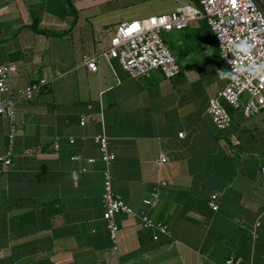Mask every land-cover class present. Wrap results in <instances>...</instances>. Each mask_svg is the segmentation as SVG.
I'll return each instance as SVG.
<instances>
[{
	"label": "crops",
	"instance_id": "1",
	"mask_svg": "<svg viewBox=\"0 0 264 264\" xmlns=\"http://www.w3.org/2000/svg\"><path fill=\"white\" fill-rule=\"evenodd\" d=\"M185 4L196 1L94 22L90 0H0V66L16 69L8 90L46 83L16 105L12 132L0 116V158L10 160H0V264H264V109L246 118L220 99L230 124L213 125L208 100L231 75L208 26L175 32L173 78L135 79L100 56L119 23ZM194 51L202 67L183 69ZM96 135L114 155L108 166ZM105 169L133 211L114 217L116 249L102 218Z\"/></svg>",
	"mask_w": 264,
	"mask_h": 264
},
{
	"label": "built area",
	"instance_id": "2",
	"mask_svg": "<svg viewBox=\"0 0 264 264\" xmlns=\"http://www.w3.org/2000/svg\"><path fill=\"white\" fill-rule=\"evenodd\" d=\"M195 1L196 5L185 4L168 14L119 23L110 38L109 48L100 56L117 59L122 69L135 79L148 77L152 71H159L166 78H173L180 69L160 33L179 31L193 22L205 21L215 38L218 57L231 75L223 90L208 100L206 108L213 125L218 130H224L229 126L230 116L221 105L220 99L234 109H241L246 118L264 109V19L251 0ZM97 59V55L86 58L84 64L90 71H96ZM15 73L14 65L0 66V116L10 120L11 132L14 130L16 105L31 100L46 84L41 80L23 90L9 91L6 81ZM94 142L98 146L102 162L108 166L114 155L108 150L107 138L96 135ZM8 155L0 158L4 166L10 163ZM93 161L87 160L88 163ZM167 161L165 154L160 153L156 164L162 166ZM261 171L264 173V167ZM102 175V218L113 249H116L118 227L114 217L119 213L132 214L133 211L119 197L113 195L107 169L103 170ZM209 205L213 210L216 209L212 201ZM142 221L144 227L165 232L164 226L154 224L147 217H143ZM229 263L230 261H226L224 264Z\"/></svg>",
	"mask_w": 264,
	"mask_h": 264
},
{
	"label": "rangeland",
	"instance_id": "3",
	"mask_svg": "<svg viewBox=\"0 0 264 264\" xmlns=\"http://www.w3.org/2000/svg\"><path fill=\"white\" fill-rule=\"evenodd\" d=\"M185 3L188 0H183ZM90 2L94 5L95 9V17L94 22H98L100 20H113L114 19H124L127 15L131 13H139L147 17L149 15H156L160 13H166L174 9L176 6V0H90ZM184 4V3H181ZM177 5H180L179 3ZM149 6H151L152 12H148ZM126 19V18H125ZM133 19V18H129ZM126 19V20H129ZM108 20V21H109ZM96 24V23H94ZM176 31L170 32H161L160 36L164 43L169 47L172 44L177 43L176 40ZM173 55H177V52L174 48H169ZM205 62V56L199 51H194L189 58L185 61L183 65V69H191L197 71V68L202 67V64ZM203 76L200 74H196L195 79L200 82ZM206 79L205 77H203ZM210 91V90H209Z\"/></svg>",
	"mask_w": 264,
	"mask_h": 264
},
{
	"label": "water",
	"instance_id": "4",
	"mask_svg": "<svg viewBox=\"0 0 264 264\" xmlns=\"http://www.w3.org/2000/svg\"><path fill=\"white\" fill-rule=\"evenodd\" d=\"M251 2L255 6V8L259 12V14L262 16V18L264 19V9H263L261 3L259 2V0H251Z\"/></svg>",
	"mask_w": 264,
	"mask_h": 264
},
{
	"label": "trees",
	"instance_id": "5",
	"mask_svg": "<svg viewBox=\"0 0 264 264\" xmlns=\"http://www.w3.org/2000/svg\"><path fill=\"white\" fill-rule=\"evenodd\" d=\"M203 23H204V25H206L204 21H203ZM206 27H207V26H206ZM186 28H187V27H186ZM184 29H185V28H184ZM182 30H183V29H182ZM207 30H208V28H207ZM179 31H181V30H179ZM208 31H209V30H208ZM45 33H47V34H55L54 32H49V33H48V32H45ZM209 33H210V31H209ZM210 34H211V33H210ZM169 47H173V46L170 45ZM217 55H218V54H217ZM218 58H219V57H218ZM219 60H220V59H219ZM41 88H43V86H42ZM226 112H227V111H226ZM227 113H228V112H227ZM229 124H230V123H229ZM0 171H1L0 174H2V171H3V170H0Z\"/></svg>",
	"mask_w": 264,
	"mask_h": 264
},
{
	"label": "snow or ice",
	"instance_id": "6",
	"mask_svg": "<svg viewBox=\"0 0 264 264\" xmlns=\"http://www.w3.org/2000/svg\"><path fill=\"white\" fill-rule=\"evenodd\" d=\"M133 27H136L135 25H133Z\"/></svg>",
	"mask_w": 264,
	"mask_h": 264
},
{
	"label": "clouds",
	"instance_id": "7",
	"mask_svg": "<svg viewBox=\"0 0 264 264\" xmlns=\"http://www.w3.org/2000/svg\"><path fill=\"white\" fill-rule=\"evenodd\" d=\"M238 71H239V69H238Z\"/></svg>",
	"mask_w": 264,
	"mask_h": 264
}]
</instances>
